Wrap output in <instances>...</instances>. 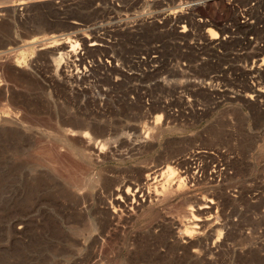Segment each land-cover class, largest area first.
Returning a JSON list of instances; mask_svg holds the SVG:
<instances>
[{"label": "rangeland", "instance_id": "obj_1", "mask_svg": "<svg viewBox=\"0 0 264 264\" xmlns=\"http://www.w3.org/2000/svg\"><path fill=\"white\" fill-rule=\"evenodd\" d=\"M0 264H264V0H0Z\"/></svg>", "mask_w": 264, "mask_h": 264}, {"label": "bare ground", "instance_id": "obj_2", "mask_svg": "<svg viewBox=\"0 0 264 264\" xmlns=\"http://www.w3.org/2000/svg\"><path fill=\"white\" fill-rule=\"evenodd\" d=\"M94 1L96 2V0H94ZM79 2H81V1H79ZM181 6H183V5H181ZM185 6H186V4H185ZM24 8H27V7L24 5ZM147 20L146 19H142V20L138 21V24H136V25H134L132 27L133 30L131 29L132 30L131 32L132 33H134V32L141 33L144 30H146V27L150 26L153 23V22L150 21L151 19L148 20V21ZM152 21H154V20H152ZM203 27H206V28L208 27L207 34L209 35L211 41H213V40L218 38V37H216V33L209 27L208 23H204ZM106 29H107L106 26H100L99 28H95L94 30H92L93 31L92 38L88 37L87 35H85L83 33L78 34V36L76 38L77 42H80L84 46H87L89 44H91V47L97 46V45L100 44V40L97 37L98 33L100 31H105ZM60 38H62V37H60ZM60 38L59 39L56 38V37H52L50 39H45L44 38L45 40H43L42 42H38V43H40V45H38V46L34 45V46L35 47H40L39 51L53 49V51H52L53 54H56L55 53L56 51L58 52V51H61V50H68L70 52V54H72L74 57H80L81 56V53L78 52L74 48L72 43L63 42ZM58 68H60V67H58ZM251 98H253V96H251ZM162 116L160 115L157 120H161ZM84 137L88 138L87 135L84 136ZM94 148L95 147H93V149ZM98 148H97V150H99L100 154L103 153V148H101V149H98ZM181 187H182V183L178 182V180L174 176H172L170 173H168V172L161 174V176L158 177L155 180V182L153 183L154 191H147L146 189L141 188V187H139L137 185L130 186V187H128L127 190H125L124 186H120L119 188H117V189H115L113 191V201L111 203V210H113V211H111V220L115 221L116 219H119L122 215H131L133 213L135 214V213H137V211H139L140 209L145 207L147 203H152L154 200L155 201H159L160 197L162 198V196L168 195L174 188H177V189L179 188L180 189ZM161 193H162V195H160ZM189 216L191 217V219H190L191 222L190 223L192 225H194V227L196 229H200V227H199L200 226V219L196 218L194 215H192V213H189ZM183 225H184V223H183ZM191 227H190V229H192ZM195 231H197V230H195ZM183 235L184 236H188V233L183 232Z\"/></svg>", "mask_w": 264, "mask_h": 264}]
</instances>
